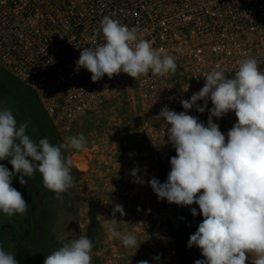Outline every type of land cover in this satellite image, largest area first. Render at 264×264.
<instances>
[{
  "label": "clouds",
  "instance_id": "obj_1",
  "mask_svg": "<svg viewBox=\"0 0 264 264\" xmlns=\"http://www.w3.org/2000/svg\"><path fill=\"white\" fill-rule=\"evenodd\" d=\"M101 33L104 42L95 43ZM92 42L95 46L83 48L77 65L92 74L93 82L121 72L136 80L150 70L153 75L165 76L177 69L172 56H162L150 41L138 37L136 28L109 16L102 19ZM238 63L231 77L220 65L205 73L203 87L190 99L181 100L185 111L176 112L165 105L158 113L165 122L168 143L176 152L169 160L167 180L161 183L152 177L145 181L138 175L139 168L130 173L134 182H146L161 200L178 206L198 205L199 213L192 208L191 214H200L203 220L190 235L188 247H198L205 259L195 264H246L248 253L254 257L252 264H264V72L254 57ZM209 100L212 108L206 124L188 114L194 106L203 113ZM198 101H203V106ZM229 112L237 119L225 135L213 117ZM28 124H18L11 109H0V160L7 159L13 169L0 164V212L9 217L23 216L28 210L23 195L12 186L17 174L23 186L28 183L24 177L32 178L38 171L43 186L60 198L75 184L72 160L65 158L62 150L83 151L87 145L82 133L67 137V142L59 145L48 138L36 143L26 134ZM116 212L125 214L122 205H115L107 231L124 247L137 249L140 242L135 234L117 229ZM93 248L88 236L66 239L43 264H92ZM0 264L18 261L0 246Z\"/></svg>",
  "mask_w": 264,
  "mask_h": 264
},
{
  "label": "built area",
  "instance_id": "obj_2",
  "mask_svg": "<svg viewBox=\"0 0 264 264\" xmlns=\"http://www.w3.org/2000/svg\"><path fill=\"white\" fill-rule=\"evenodd\" d=\"M105 16L136 28L139 38L175 59L176 71L159 76L150 70L136 80L121 72L93 82L77 60L83 48L95 46L92 37ZM103 42L101 33L95 43ZM248 57L256 58L264 72V0H0V68L35 94L61 138L74 136L85 116L112 105L124 88L133 87L140 147L124 172L125 195L150 208L145 216L151 222L174 203L159 199L146 182H134L130 173L139 168L145 181L167 180L173 147L158 113L165 105L185 111L181 100L203 87L205 73L220 65L234 76L238 62ZM211 108L209 100L203 113L194 106L188 114L206 124ZM236 119L229 112L213 122L228 132ZM141 218L139 213L130 217L132 233L141 241L151 233L158 237L148 221L136 231Z\"/></svg>",
  "mask_w": 264,
  "mask_h": 264
},
{
  "label": "rangeland",
  "instance_id": "obj_3",
  "mask_svg": "<svg viewBox=\"0 0 264 264\" xmlns=\"http://www.w3.org/2000/svg\"><path fill=\"white\" fill-rule=\"evenodd\" d=\"M3 108L11 109L18 124L29 122L26 134L36 143L41 138H48L58 145L67 142V137L61 138L52 128L35 94L0 68V109ZM138 111L135 91L128 86L117 95L112 105L84 117L76 127L75 135L84 134L87 139L85 150H62L63 156L72 160L71 174L75 184L61 193L60 198L43 186L42 175L38 171L32 178L24 177L28 183L23 186L19 182V174L13 178L12 186L15 185L23 195L28 210L23 216L17 214L11 217L0 212V246L15 255L18 244L22 243L26 255L20 264H43L45 257L62 246L66 239L86 236L90 229V208L94 210L101 227L98 247L91 253L92 264H137L141 260L149 264H179L172 242L166 238V222L176 225L182 206L174 204L151 222L152 219L145 216L150 208L145 204L137 205L125 195L124 172L140 147ZM0 164L13 171L7 159L0 160ZM35 191L39 192V196L35 195ZM117 204L123 206L125 213L122 216L116 212L114 217L121 233L133 232L130 217L139 213L142 215V226H138L136 231L140 233L148 221V227L158 230L159 236L151 233L145 238L142 235L143 241L136 237L140 242L137 249L124 247L121 240L111 235L106 227L113 219ZM36 208L42 214L40 223L34 227V219L38 215ZM28 223L33 229L31 236L24 239ZM246 255V264H252L254 257L250 253Z\"/></svg>",
  "mask_w": 264,
  "mask_h": 264
},
{
  "label": "trees",
  "instance_id": "obj_4",
  "mask_svg": "<svg viewBox=\"0 0 264 264\" xmlns=\"http://www.w3.org/2000/svg\"><path fill=\"white\" fill-rule=\"evenodd\" d=\"M223 133L227 135V132H223ZM51 143L54 145H58V143H55L54 141ZM175 155H176V152H175V149L173 148V156ZM13 187L16 188L15 185ZM38 193L39 192H37L35 195L39 196ZM192 208H195L197 210V213H199L198 205L193 204L191 206H182L179 210L178 223L176 225H173L170 221L166 222L167 234L175 249V254H176L179 264H195L196 260L205 259L201 255V250L198 247L196 246H192L191 248L188 247V241H189L190 235L195 233V231L198 228L199 223H201L203 220L202 215L198 214L196 216H193L191 214ZM39 210L37 209L38 215L34 219L35 220V226L33 225L34 227H36L37 224L40 223L39 218L41 217L42 212H40ZM88 220L90 223V229L87 231L86 236L92 239L94 243L93 249L95 250L99 244V236L101 232V227H100L99 222L97 221L94 210L91 208L89 209V212H88ZM32 229L33 228H32L31 223H28L24 231V234H23L24 239H28L31 236ZM13 238L17 239V236H14ZM42 246L40 247L42 248ZM25 255H26V251L23 247V244L19 243L17 246V252L15 254V258L18 261V264H20V262L25 258Z\"/></svg>",
  "mask_w": 264,
  "mask_h": 264
}]
</instances>
